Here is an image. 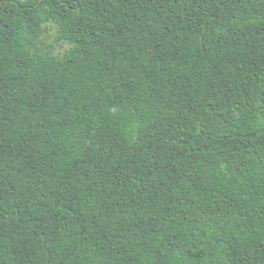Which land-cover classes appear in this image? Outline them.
<instances>
[{
  "label": "trees",
  "instance_id": "trees-1",
  "mask_svg": "<svg viewBox=\"0 0 264 264\" xmlns=\"http://www.w3.org/2000/svg\"><path fill=\"white\" fill-rule=\"evenodd\" d=\"M0 264H264V0H0Z\"/></svg>",
  "mask_w": 264,
  "mask_h": 264
},
{
  "label": "rangeland",
  "instance_id": "rangeland-1",
  "mask_svg": "<svg viewBox=\"0 0 264 264\" xmlns=\"http://www.w3.org/2000/svg\"><path fill=\"white\" fill-rule=\"evenodd\" d=\"M47 34H51V36L53 35V33L48 32ZM68 44L64 43V42H57L55 44V52L58 55H62L63 52L68 48Z\"/></svg>",
  "mask_w": 264,
  "mask_h": 264
}]
</instances>
